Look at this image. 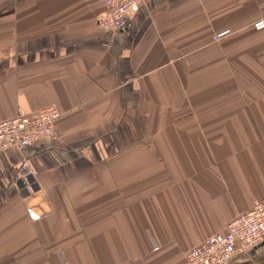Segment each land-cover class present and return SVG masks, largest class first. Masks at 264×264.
I'll return each instance as SVG.
<instances>
[{
	"label": "crops",
	"instance_id": "obj_1",
	"mask_svg": "<svg viewBox=\"0 0 264 264\" xmlns=\"http://www.w3.org/2000/svg\"><path fill=\"white\" fill-rule=\"evenodd\" d=\"M104 10L0 0V121L61 112L55 138L0 152V264H188L264 202V0H147L119 32Z\"/></svg>",
	"mask_w": 264,
	"mask_h": 264
},
{
	"label": "built area",
	"instance_id": "obj_2",
	"mask_svg": "<svg viewBox=\"0 0 264 264\" xmlns=\"http://www.w3.org/2000/svg\"><path fill=\"white\" fill-rule=\"evenodd\" d=\"M146 2L104 0L105 10L98 17L97 24L104 31H123L128 26V16L139 11ZM254 26L257 29L264 28V18L256 21ZM60 115L61 112L53 106L40 108L30 114L18 109L13 117L0 121V152L27 149L41 138H55V122ZM30 174L28 161L24 160L19 177L24 179ZM263 243L264 202L257 199L247 212L231 219L223 232H216L193 246L187 253V261L188 264H229L237 256L260 249Z\"/></svg>",
	"mask_w": 264,
	"mask_h": 264
},
{
	"label": "water",
	"instance_id": "obj_3",
	"mask_svg": "<svg viewBox=\"0 0 264 264\" xmlns=\"http://www.w3.org/2000/svg\"><path fill=\"white\" fill-rule=\"evenodd\" d=\"M39 201H41V207L32 206L31 208V213L35 217L41 215L43 211H48L50 209L48 203L44 200L43 195H36L29 201V204L33 205L38 203Z\"/></svg>",
	"mask_w": 264,
	"mask_h": 264
}]
</instances>
